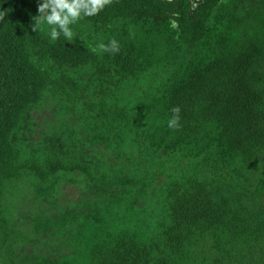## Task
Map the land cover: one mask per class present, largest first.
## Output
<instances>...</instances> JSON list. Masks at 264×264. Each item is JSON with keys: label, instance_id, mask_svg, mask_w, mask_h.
Masks as SVG:
<instances>
[{"label": "trees", "instance_id": "trees-1", "mask_svg": "<svg viewBox=\"0 0 264 264\" xmlns=\"http://www.w3.org/2000/svg\"><path fill=\"white\" fill-rule=\"evenodd\" d=\"M194 2L111 0L82 18L101 43L118 42V52L106 53L62 33L52 41L33 31L41 0H0V264H28L16 252L27 241L9 210L16 191L32 181L33 196L49 201L76 175L106 222L81 233L72 264H264V214L242 201L264 167V0ZM171 28L200 50L158 115L135 133L118 99L125 85L138 88L163 64ZM82 70L90 71L98 104L89 99V81L79 80ZM47 95L72 114L90 112L108 129L99 135L106 144L126 145L131 135L139 157L172 163L154 226L138 227L128 210L153 186L147 163L97 166L21 143L19 131ZM175 107L179 128L171 129ZM219 161L234 185L212 169Z\"/></svg>", "mask_w": 264, "mask_h": 264}, {"label": "rangeland", "instance_id": "rangeland-1", "mask_svg": "<svg viewBox=\"0 0 264 264\" xmlns=\"http://www.w3.org/2000/svg\"><path fill=\"white\" fill-rule=\"evenodd\" d=\"M198 2L199 0H195L194 5ZM70 28L74 33L73 37L83 44L97 47L102 41L100 34L82 19L70 25ZM42 31L48 32V26L45 25ZM167 35L170 43L163 64L144 76L138 88L125 85L117 102L128 107L132 131L135 133L149 126V121L158 115L164 95L184 78L188 62L200 50L199 47H189L185 38L172 28ZM79 80L83 83L89 81L86 85L89 99L98 104L96 89L89 86L90 71L82 70ZM90 118V112L81 109L79 113L72 114L60 101L47 95L42 106L30 113L17 137L33 151L52 154L62 151L67 155L83 157L97 166L106 164L116 168L136 162L147 163L143 169L147 172V181L153 179V186L147 196L136 200L134 211L131 207L128 210L135 215L138 227L150 229L160 214L159 196L166 177L176 170L171 162L154 161L145 155L139 157L131 135L126 145L118 146L114 138L111 143L106 144L105 135H99H108V129L100 121ZM92 129H96L97 133H92ZM122 153L125 154L124 158H119ZM166 167L164 176L159 177ZM217 167L216 173L225 177L227 183L234 185L233 180L227 178L220 161L212 169ZM73 182H63L57 196L49 201H39L33 196L32 181H27L16 191L9 210L13 213L14 224L27 241L26 245H17L16 252L28 264H72L81 233L89 226L100 227L106 222L103 208L93 202L82 178L76 175ZM245 189L247 191L242 201L254 211L264 214V167L252 186Z\"/></svg>", "mask_w": 264, "mask_h": 264}, {"label": "clouds", "instance_id": "clouds-1", "mask_svg": "<svg viewBox=\"0 0 264 264\" xmlns=\"http://www.w3.org/2000/svg\"><path fill=\"white\" fill-rule=\"evenodd\" d=\"M110 2L111 0H44L38 5L39 15L33 17L32 30H44V26L47 25L48 35L52 41L57 40L61 33L66 39L72 40L74 33L70 25L77 23L83 17L97 15ZM3 18L4 13L0 12V20ZM91 50L115 53L119 51V44L113 39L107 45L100 43ZM179 113V107L172 109V117L168 121L169 128H179Z\"/></svg>", "mask_w": 264, "mask_h": 264}]
</instances>
